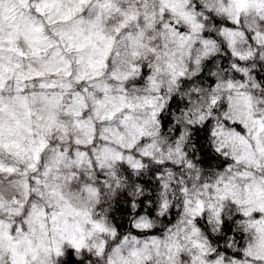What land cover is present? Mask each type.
<instances>
[{
	"label": "clouds",
	"instance_id": "1",
	"mask_svg": "<svg viewBox=\"0 0 264 264\" xmlns=\"http://www.w3.org/2000/svg\"><path fill=\"white\" fill-rule=\"evenodd\" d=\"M0 264H264V0H0Z\"/></svg>",
	"mask_w": 264,
	"mask_h": 264
}]
</instances>
